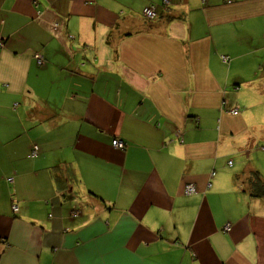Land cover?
Wrapping results in <instances>:
<instances>
[{"label":"crops","instance_id":"0c3cea01","mask_svg":"<svg viewBox=\"0 0 264 264\" xmlns=\"http://www.w3.org/2000/svg\"><path fill=\"white\" fill-rule=\"evenodd\" d=\"M161 3L0 0V264H264V0Z\"/></svg>","mask_w":264,"mask_h":264},{"label":"built area","instance_id":"2783aa9c","mask_svg":"<svg viewBox=\"0 0 264 264\" xmlns=\"http://www.w3.org/2000/svg\"><path fill=\"white\" fill-rule=\"evenodd\" d=\"M164 3L168 4L169 0H163V4ZM144 15H145V17H147L149 19L155 18L157 16L156 4L155 5L151 4V5L147 6V7H145ZM3 44H4V41L2 39H0V45H3ZM221 57H222V60L224 62H229V60H230V56L229 55L224 54ZM39 62L41 63V60H39ZM232 112H233V114H238V109H233ZM112 144H113L114 147L119 148V149H124L126 147V142L121 140V139H119V138L113 139ZM37 152L38 151H37V147H36V148H34L32 150V155H34V156L37 155ZM229 164L232 165L233 161L230 160ZM196 191H197V189H196L195 185H193L192 183H188V184L185 185V193L191 194V193H194ZM18 209H19L18 205L14 204L13 205V210L17 212ZM75 215H77V212L73 213V216H75ZM228 226H230V225H228ZM229 228L230 227H227V229H229Z\"/></svg>","mask_w":264,"mask_h":264},{"label":"trees","instance_id":"16d2710c","mask_svg":"<svg viewBox=\"0 0 264 264\" xmlns=\"http://www.w3.org/2000/svg\"><path fill=\"white\" fill-rule=\"evenodd\" d=\"M165 4V3H164ZM149 5H151V4H149ZM149 5H147V6H149ZM168 6L170 5L169 3L167 4ZM146 6V7H147ZM145 9V8H144ZM144 9H143V14H144ZM145 16V15H144ZM147 18V17H146ZM226 63H228V62H226ZM37 147V155H32V150L34 149V148H36ZM39 152H40V148H39V145H37V144H34L33 146H32V149H31V153L29 154V157H37L38 156V154H39ZM230 165V164H229ZM253 177L255 178L254 179V181H253V186H254V188L256 189V190H258V191H260V190H262V188L264 187V181H262L261 180V178L259 177V175H258V173H254V175H253ZM10 180V179H9ZM11 181H12V179H11ZM14 204H17L18 205V203H17V201H15L13 204H12V208H13V205ZM18 208H19V205H18Z\"/></svg>","mask_w":264,"mask_h":264},{"label":"rangeland","instance_id":"374dc122","mask_svg":"<svg viewBox=\"0 0 264 264\" xmlns=\"http://www.w3.org/2000/svg\"><path fill=\"white\" fill-rule=\"evenodd\" d=\"M158 5L156 6L157 15H159L160 6L164 9L163 11H166L167 13L171 12L170 7L167 4H162L161 3V4H158Z\"/></svg>","mask_w":264,"mask_h":264},{"label":"clouds","instance_id":"9594fccd","mask_svg":"<svg viewBox=\"0 0 264 264\" xmlns=\"http://www.w3.org/2000/svg\"><path fill=\"white\" fill-rule=\"evenodd\" d=\"M3 40V39H2ZM4 41V40H3ZM37 59H38V63L39 64H42L43 63V61H42V59H41V57H40V55H37ZM39 60H41V63L39 62ZM115 139V138H114ZM122 140V139H121ZM113 141V140H112ZM113 145V144H112ZM126 146H127V143H126ZM126 148V147H125ZM124 148V149H125ZM119 149V148H118ZM19 210V209H18ZM14 212H16V211H14ZM75 212H77V211H73V213H75ZM77 215H78V212H77ZM77 215H75V216H77Z\"/></svg>","mask_w":264,"mask_h":264}]
</instances>
